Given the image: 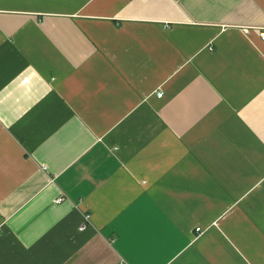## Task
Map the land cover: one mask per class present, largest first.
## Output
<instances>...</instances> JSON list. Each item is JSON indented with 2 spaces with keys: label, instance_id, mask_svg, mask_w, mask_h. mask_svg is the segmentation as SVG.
<instances>
[{
  "label": "crops",
  "instance_id": "1",
  "mask_svg": "<svg viewBox=\"0 0 264 264\" xmlns=\"http://www.w3.org/2000/svg\"><path fill=\"white\" fill-rule=\"evenodd\" d=\"M263 31L264 0H0V264H264Z\"/></svg>",
  "mask_w": 264,
  "mask_h": 264
},
{
  "label": "built area",
  "instance_id": "2",
  "mask_svg": "<svg viewBox=\"0 0 264 264\" xmlns=\"http://www.w3.org/2000/svg\"><path fill=\"white\" fill-rule=\"evenodd\" d=\"M260 35H261V39L264 41V31H263L262 33H260ZM162 96H163V92H159V93H158V97H162ZM45 168H46V167H44V169H45ZM63 200H65V196H64V195H62V196H60L59 198H57L56 202L60 203V202H62ZM85 219H86V222H88V221L90 220V215H89V214L86 215V216H85ZM84 228H85V224H82V225L80 226V230H83ZM196 231H197V232H200V231H201V228H197Z\"/></svg>",
  "mask_w": 264,
  "mask_h": 264
}]
</instances>
